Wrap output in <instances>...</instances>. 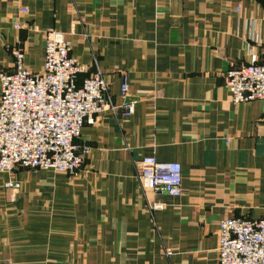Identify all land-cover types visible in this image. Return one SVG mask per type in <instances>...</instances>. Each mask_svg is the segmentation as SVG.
I'll use <instances>...</instances> for the list:
<instances>
[{"label":"crops","instance_id":"crops-1","mask_svg":"<svg viewBox=\"0 0 264 264\" xmlns=\"http://www.w3.org/2000/svg\"><path fill=\"white\" fill-rule=\"evenodd\" d=\"M50 30L76 84L98 69L115 108L81 125L74 174L0 172V264H217L220 218L264 215V112L224 85L250 53L264 61V0H0V72L15 50L39 72ZM146 155L179 163V195L139 184Z\"/></svg>","mask_w":264,"mask_h":264},{"label":"built area","instance_id":"built-area-1","mask_svg":"<svg viewBox=\"0 0 264 264\" xmlns=\"http://www.w3.org/2000/svg\"><path fill=\"white\" fill-rule=\"evenodd\" d=\"M20 10L26 11L25 7ZM69 47L63 32L50 30L43 41L39 72L23 66L20 50L13 51L14 70L0 72V172L21 166L74 174L88 148L76 142L81 125L95 114L115 108L98 69L76 84L82 66L69 54ZM224 85L233 102L258 100L264 112V61L259 62L255 53H250L248 63L225 72ZM126 92L122 77L121 99ZM120 106L122 114L128 115L133 103L122 101ZM136 177L144 188L174 196L181 193V168L176 161L143 156ZM2 184L11 189L19 186L11 178ZM169 252L166 248L165 254ZM216 252L217 264H264V215L220 218Z\"/></svg>","mask_w":264,"mask_h":264}]
</instances>
